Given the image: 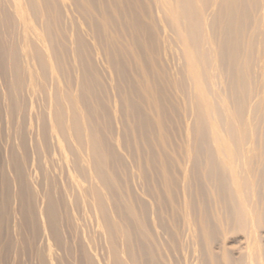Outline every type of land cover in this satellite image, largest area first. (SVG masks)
<instances>
[{
  "label": "bare ground",
  "instance_id": "6f19581e",
  "mask_svg": "<svg viewBox=\"0 0 264 264\" xmlns=\"http://www.w3.org/2000/svg\"><path fill=\"white\" fill-rule=\"evenodd\" d=\"M0 130V264H264V0H0Z\"/></svg>",
  "mask_w": 264,
  "mask_h": 264
},
{
  "label": "rangeland",
  "instance_id": "374dc122",
  "mask_svg": "<svg viewBox=\"0 0 264 264\" xmlns=\"http://www.w3.org/2000/svg\"><path fill=\"white\" fill-rule=\"evenodd\" d=\"M6 140L5 137L2 133V131L0 130V172L2 169V164H1V160H2V153H4L5 148H6ZM1 176V175H0ZM0 192H1V177H0ZM15 220L19 221L21 220V216L19 213H15ZM18 216V217H17ZM7 227H3L0 230V236L3 237L5 236L6 233V229ZM5 231V232H4ZM264 236V233L262 234ZM226 246L231 250L232 255L234 257H239L240 253L242 251L245 250L246 247V239L244 238V236L241 233H236V234H231L225 241ZM2 246L1 244V239H0V247ZM242 248V249H241ZM21 251L19 253V258L22 262V264H36L33 262L34 260V251L28 246L24 245V243L22 242V247H21ZM215 251H219L220 250V242H216L215 246H214ZM8 253V254H7ZM14 253L10 250H7V252H5L3 259L1 260V264H12L13 260H14Z\"/></svg>",
  "mask_w": 264,
  "mask_h": 264
}]
</instances>
